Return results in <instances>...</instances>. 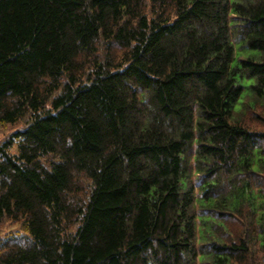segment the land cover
<instances>
[{
  "label": "trees",
  "instance_id": "16d2710c",
  "mask_svg": "<svg viewBox=\"0 0 264 264\" xmlns=\"http://www.w3.org/2000/svg\"><path fill=\"white\" fill-rule=\"evenodd\" d=\"M19 122L0 264H264V0H0Z\"/></svg>",
  "mask_w": 264,
  "mask_h": 264
},
{
  "label": "rangeland",
  "instance_id": "374dc122",
  "mask_svg": "<svg viewBox=\"0 0 264 264\" xmlns=\"http://www.w3.org/2000/svg\"><path fill=\"white\" fill-rule=\"evenodd\" d=\"M24 123L19 122L13 125H2L0 126V143L3 142L10 134L15 132L16 130L22 129ZM15 152V149L12 150ZM18 230L17 224H11L9 222H5L0 225V239L6 235V233H10L11 231Z\"/></svg>",
  "mask_w": 264,
  "mask_h": 264
}]
</instances>
